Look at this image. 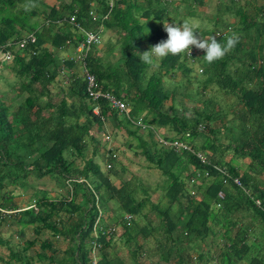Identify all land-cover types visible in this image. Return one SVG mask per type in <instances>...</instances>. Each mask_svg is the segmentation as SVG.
Returning <instances> with one entry per match:
<instances>
[{
	"label": "trees",
	"instance_id": "trees-1",
	"mask_svg": "<svg viewBox=\"0 0 264 264\" xmlns=\"http://www.w3.org/2000/svg\"><path fill=\"white\" fill-rule=\"evenodd\" d=\"M258 1L219 2L217 11H224L214 27L223 28L216 36L215 30L195 27L201 38L214 36L222 44L239 36L222 59L200 61L195 75L186 54H169L153 65L140 55L167 39L164 25L150 21L180 24L168 19L182 8L184 16L197 18L206 0H68L42 11L16 10L14 0H0V48L26 34L36 40L25 50L8 48L13 57L5 66L15 79L16 102L0 96V207L15 211L0 215V230L15 226L21 239L27 231L33 238L11 247L0 236L7 251L0 264H143L141 242L153 232L156 252L146 253L145 262L156 257L155 264H264V0ZM40 15V25L30 22ZM69 16L85 31L103 27L119 37L118 63L104 64L96 49L85 61L99 87L126 105V115L112 112L103 100L95 115L77 68L57 58L55 52L73 50L82 39L72 32ZM63 66L71 72L65 85ZM179 82L186 90L195 83L194 95L179 91ZM139 118L144 128L132 126ZM106 128L109 135L123 131L126 149L160 174L165 205L153 204L134 175L115 184L118 163L111 150L100 155L109 166L104 170L86 157L91 143L101 147L98 137ZM159 128L171 133L164 139L188 143L206 163L158 144L153 131ZM29 178L54 180L62 193L51 196L37 188L26 206L33 207L20 211L14 191L32 187ZM139 218L147 225L140 227ZM115 238L127 258L113 250ZM61 242L67 245L63 250Z\"/></svg>",
	"mask_w": 264,
	"mask_h": 264
},
{
	"label": "rangeland",
	"instance_id": "rangeland-1",
	"mask_svg": "<svg viewBox=\"0 0 264 264\" xmlns=\"http://www.w3.org/2000/svg\"><path fill=\"white\" fill-rule=\"evenodd\" d=\"M39 0H14V4L16 6V8H30V9H37L40 11L41 9V5L38 3ZM42 1V0H40ZM51 1L53 0H43L44 3L49 4ZM175 1V0H173ZM224 2V4H228V0H206V5L203 8H199L198 11V16L197 18H191V17H186L184 16V9H178L177 10V14L172 12L170 15V18L168 20H175L178 21L180 24L183 23H188L190 26H195L197 28H199V30H215V35L217 34L219 29H222L223 26H217L216 28L214 27V21L218 22V17H220L219 13L222 14V12L224 11L223 7L221 9V11H217L218 10V3L219 2ZM259 3H262V0L258 1ZM173 9V7H171ZM187 10V9H186ZM185 10V11H186ZM223 10V11H222ZM229 22L231 21L230 17L227 19ZM40 21L39 19H31V23H35V24H39L38 22ZM164 23H167V20L165 22H157V21H150L149 22V26H162L164 25ZM221 25V24H220ZM198 37L200 36L199 34L195 33ZM102 37V34L100 35ZM203 38H208V37H203ZM195 48V47H194ZM150 50V48H149ZM195 52H197V54L201 53L202 56H198L196 59L194 58H190V66L192 67L194 74L195 75H200L201 69L199 67L200 61H203V57L206 54L203 50L200 49H193ZM104 57L101 56L102 61H104L103 59ZM120 60V59H119ZM119 60L117 61V63L119 62ZM155 60V59H154ZM193 60V61H192ZM158 60H155V62H157ZM194 82V81H193ZM15 79L12 76V74L9 72V70L6 68L5 64H0V96L7 101L8 103L12 102L15 103V98H16V93L13 91V88H16L15 86ZM179 84H181L182 88L179 89V91L185 93L188 92L190 95H194L195 92V88H196V84L195 83H191L190 85L188 84L187 86V90L184 89V84H186L185 82H179ZM57 88V87H56ZM54 88V92L57 91V89ZM215 87H213V89L208 88L207 89V95H212V91L211 90H215ZM216 94V92H215ZM225 99V98H223ZM228 100V99H227ZM184 101L186 102L187 105H191V102L184 98ZM157 130V129H155ZM160 130V129H158ZM105 131V129H104ZM103 131V134H105ZM102 133L100 134V136L98 137L99 142H101L100 146L96 145V143H91L88 146V149L86 151V157L88 158H93L95 159V161H97L99 167L101 170L105 169V162L104 160L100 159V155L102 153L105 152L106 148H109L114 154L116 153L117 156H119V162L121 161L122 166L126 165L128 166L135 174L137 177H139L141 183L147 187L150 186V188L156 186L157 183H161L160 179L155 178L154 175L150 176L146 173V163L144 162V159L142 157H136L133 155V153L128 152L124 149H126V141L125 138L120 137L119 133H117V135L112 134L111 136H109V142L105 143L102 141ZM126 140H129L128 137L126 138ZM116 145V147L114 148V146ZM81 160H77L76 164H80ZM118 168V167H117ZM128 168V169H129ZM28 183L32 184V187L29 188H25V189H17L15 190V196L18 198V196L20 197L19 200H17L19 202V208H24L26 207V205H28V201H31V196H32V192L37 189V188H45V190L49 191V195L51 196H58L62 193V191L60 190V188L57 186V184L55 183L54 180L48 179V178H44L42 180H35L32 178L28 179ZM157 193H160L159 190H156ZM150 192V191H149ZM13 212V211H12ZM13 216L14 213L12 214H6L5 216ZM0 236L6 240L9 241V244L11 247H17L19 244H21L23 242V240L25 239H31L33 238V234L31 231H27L25 232V238L21 239L18 236V233H16V228L15 226H8L6 224H4L0 230ZM42 238H49V234L44 233L42 235ZM59 247L63 250L67 247L66 243H59ZM113 250L115 252H117V254L121 257L127 258V249L126 247L123 245V243L120 241V238H115V244L113 247ZM149 249L147 247H145V249L142 251V261L143 264H155V262L157 261L156 257L152 258V261H146L145 262V254ZM0 256H3L5 259L7 258V251L5 249V247H0ZM151 262V263H149ZM162 264V263H160Z\"/></svg>",
	"mask_w": 264,
	"mask_h": 264
},
{
	"label": "built area",
	"instance_id": "built-area-1",
	"mask_svg": "<svg viewBox=\"0 0 264 264\" xmlns=\"http://www.w3.org/2000/svg\"><path fill=\"white\" fill-rule=\"evenodd\" d=\"M162 4H170L173 2V0H158ZM89 16H92L94 19L93 13L89 12ZM106 19V16L103 17V20ZM68 23L71 25V27L79 34H81L82 39L77 43V45L74 47V54L71 57H66V59L73 64L77 68V72L79 76L84 80L85 84V91L87 94L88 100L93 104V109L92 112L95 115L99 114V105L98 101L103 100L106 102L108 108L112 111L115 112L119 115L125 114L128 112V109L126 105L120 100L114 97L112 94L109 92L103 91L99 85L97 84L95 77L90 74L87 70V65H86V57L89 55V53L92 51L93 48L97 47L100 44V36L99 33H93L89 31H85L80 27V25L75 21L73 16H70L68 19ZM35 37L33 34H29L23 39L18 40L14 45L17 47L19 50H25L28 46L33 45L35 43ZM66 44H69V42H66ZM12 43H7L5 47L0 49V59L2 62L8 63L12 60L13 54L11 51L8 49ZM195 51L191 49V55L188 56V58H192L194 56ZM65 59V60H66ZM65 60H62L65 61ZM65 67H62V70ZM71 74V72H67L66 70H63L60 72V76L63 79V85L66 84L67 82V77L68 75ZM104 120L102 119V122ZM131 123H135L131 120ZM139 124V123H138ZM105 141L109 140L108 135H104ZM158 144H160L163 147L169 148L176 153L180 152H190L195 157L200 161V163L205 164L206 163V158L203 154L200 152H194L190 145L185 142L177 141V140H166L163 138H157ZM107 168L109 166L107 165ZM234 184L237 186L241 187L240 183L238 182L237 179L233 180ZM218 197L222 199L223 195L221 193L218 194ZM255 204L259 206V202L256 201ZM12 213L10 211H5L0 207V214H9ZM131 217L129 215L124 216V220L128 221L130 220ZM113 231L112 228H108L107 232Z\"/></svg>",
	"mask_w": 264,
	"mask_h": 264
},
{
	"label": "crops",
	"instance_id": "crops-1",
	"mask_svg": "<svg viewBox=\"0 0 264 264\" xmlns=\"http://www.w3.org/2000/svg\"><path fill=\"white\" fill-rule=\"evenodd\" d=\"M68 0H53V1H51L49 4H46V3H44L43 2V0L42 1H38V3L41 5V9H40V11H42V10H44L46 7H52V6H54L55 4H61V3H65V2H67ZM15 6V5H14ZM15 9L16 10H18V9H20V8H16V6H15ZM39 11V10H38ZM39 18H40V21L38 22L39 23V25L42 23V20H43V16H39ZM39 18H37V19H39ZM31 22V21H30ZM40 26H37V29L39 28ZM72 29V28H71ZM72 32H74V30L72 29ZM102 34V37H101V43H100V45L99 46H97L95 49L97 50V52H98V56H99V58H100V60H101V62H103L104 64H106V63H115V62H117L119 59H120V52H119V46H120V43H119V37L117 36V35H115L112 31H109V30H107V29H104L103 27L101 28V32H100V35ZM146 51H149L148 50V48L146 49ZM55 54H56V56H57V58L59 59V60H61V59H63V58H65V57H71V56H73V54H74V51L73 50H70V49H68V50H66V51H57V52H55ZM101 56H103L104 58V61H102V59H101ZM75 72H76V69H75ZM135 123H133L132 124V126L133 127H139V128H144V126L142 125V123H141V121H140V118L137 120V121H134ZM139 123V124H138ZM160 130H154L153 131V134H154V136H155V141H157V138H163V136H167V137H171L170 135H171V133L169 132V131H167L166 129H162V128H159ZM106 131H107V128L105 129ZM105 131V132H106ZM107 133H108V131H107ZM117 133H119V135H120V137H123V138H125V141L127 142V141H129V140H126V138H127V135L123 132V131H118ZM142 133H145L144 131L142 132ZM111 136V135H110ZM129 139V138H128ZM164 139V138H163ZM116 147V145L114 146V148ZM107 150H109V148H106V150L105 151H107ZM124 150H126V151H128V152H131V153H133V151L132 150H130V149H124ZM104 153H106V152H104ZM117 153V152H116ZM114 154V156H115V159L117 160V167H118V172H119V175H118V179H115L114 180V182H115V184H118L119 183V179H121V180H127V179H129L130 178V175H134L135 177H136V182H135V185H137L138 186V184L140 185V187L141 188H143V189H146V190H148V192H149V198H150V201L153 203V204H159V205H165L166 204V200L163 198V193H164V191H163V187H164V184H163V181H162V179H161V176H160V174L157 172V171H155V170H153V169H148L146 166H145V169L147 170L146 171V173L148 174V175H150V176H152V175H154L155 176V178H157V179H160V181H161V183H157L156 184V186H154V187H152V188H150V186H147V187H145L142 183H141V181H140V179H139V177H137L136 176V174L128 167V166H126V165H123L122 166V164L123 163H121V161L119 162V156H117V154ZM134 155V154H133ZM136 157H141L140 155L139 156H136ZM105 165H106V163H105ZM106 167V166H105ZM129 168V169H128ZM25 188H28V187H25ZM25 188H23V189H25ZM41 188V187H40ZM141 188H139L138 187V191H140L141 190ZM41 189H45V188H41ZM156 190H159L160 191V193H157V191ZM139 195H140V193H139ZM19 198L20 197H18L17 198V200H19ZM144 213H147V217H148V219L149 220H151V221H153L154 220V218L152 217V213H151V211H150V209L148 208V207H146V209L144 210ZM110 215H105V217H106V220L108 221V226L109 227H112L113 226V219H109L110 217H109ZM124 216H126V215H124ZM124 216H123V218H124ZM138 225L140 226V227H144V226H146L147 225V222L144 220V219H142V218H139L138 219ZM114 228H115V226H114ZM119 229V227H117V230ZM118 232V234H119V231H117ZM152 234H154V235H150V237L147 239V241L145 242V241H143V242H141L142 243V245H143V250L145 249V247H147L149 250L146 252V253H148V254H152V253H154V252H156L155 250H156V243H155V239L156 238H158L157 237V235H155V233L153 232ZM155 236V237H154ZM140 238V237H139ZM140 240H142L141 238H140Z\"/></svg>",
	"mask_w": 264,
	"mask_h": 264
},
{
	"label": "clouds",
	"instance_id": "clouds-1",
	"mask_svg": "<svg viewBox=\"0 0 264 264\" xmlns=\"http://www.w3.org/2000/svg\"><path fill=\"white\" fill-rule=\"evenodd\" d=\"M101 28L102 27H100V31L98 32L99 36H100ZM164 30L167 33V39L160 41L156 45L152 46L149 51H145L142 55H140V60L143 63L148 64V65H153L154 59L155 60L163 59V58L167 57L169 54H171L173 56L180 55V54H186V55L190 56L191 55V47L190 46H194L195 48L203 50L206 53L205 56L203 57V59L207 63L211 64L217 60L222 59L239 42V36L236 34H233L232 36L228 37L226 44H222L221 42H217V40L214 36L206 38V39L201 38V36L198 37L195 34L197 32L195 26H190L188 23H183V24L164 23ZM27 35H29V34H26L24 37H26ZM16 42L12 43L14 47H15L14 44ZM8 43H10V42H8ZM100 43H101V37H100ZM95 48H93V49H95ZM73 51H74V49H73ZM65 59H66V57L61 59L60 61L65 60ZM0 62L3 64H6L5 62H2L1 59H0ZM104 133L106 135L110 136L107 133V131L106 132L104 131ZM105 134H103V132H102L103 139H104ZM108 142L109 141H106V143H108ZM106 168H107V166H106ZM31 207H33V206L31 205ZM31 207L30 206L24 207L20 211L27 210ZM5 211H7V210H5ZM10 212H12V211H10ZM12 213H15V211H13ZM12 213H9V214H12ZM0 215L5 216L6 214H0Z\"/></svg>",
	"mask_w": 264,
	"mask_h": 264
}]
</instances>
